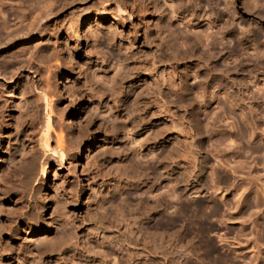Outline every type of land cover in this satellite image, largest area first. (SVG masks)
Returning a JSON list of instances; mask_svg holds the SVG:
<instances>
[{"label": "rangeland", "instance_id": "obj_1", "mask_svg": "<svg viewBox=\"0 0 264 264\" xmlns=\"http://www.w3.org/2000/svg\"><path fill=\"white\" fill-rule=\"evenodd\" d=\"M201 2H206L208 8L198 16ZM167 6L178 11V16H169L162 0H0V9L9 23L17 17L25 18L20 26L5 31L7 34L0 28V70L4 71L0 73L23 63L20 83L28 82L31 87L29 95L25 92L20 96L13 90L10 97L3 93L0 97V264L50 262L51 258H42L40 252L68 235L87 258L102 259V252L98 256L93 251L112 241L119 243V254L124 259L137 258V254L145 264L161 263V256L155 258V254L147 253L145 245L151 247L164 241L166 233L178 234L181 224L168 231L146 227L148 215L154 207L170 202V187L178 195L183 194L187 184L198 177L195 166L202 159L230 181H238L239 173L247 177L250 167L253 174L263 175L264 181V163L259 161L264 160L263 151L250 150L253 142L264 146V139L257 134L258 129L250 133L253 129L241 120L247 109L235 101L239 89L253 98H260L264 91V68L258 63L264 62V0H167ZM117 7L123 13L115 21L96 16L103 9L115 14ZM124 11H131L132 17L126 19ZM88 17L98 34L86 24ZM41 23L46 26L42 29V43H37L39 39L31 36ZM23 35L27 39L21 38ZM27 48L36 58L25 63L21 53ZM44 63L51 67V89L58 91L50 123L52 129L62 128L66 134V156L61 163L49 151L55 144L53 131L49 132L47 149L39 139L49 110L36 98L33 81L45 77ZM70 67L68 80L64 81L61 75ZM190 72L196 73L195 79L186 75ZM164 77L171 82L165 92L171 122L158 114L161 111L153 99L157 92L154 89L161 88ZM211 78L217 80L213 95L208 87ZM0 83L5 81L0 79ZM72 90L82 96V105L75 112L73 98L67 96ZM199 100L206 103L202 109ZM87 105L92 110L87 111ZM206 120H210V126L208 123L205 127ZM68 121H72L69 126ZM196 123L207 130L197 131L201 126ZM154 146L156 153H151L148 147ZM238 160L244 169L236 167ZM185 168L194 174L192 178L188 175L187 180L183 179ZM210 192L214 195L215 191ZM251 193L249 202L253 200ZM215 196L223 218L219 216L220 221L211 223L214 230L206 236V242H200L204 244L202 249L218 257L220 264H227L228 259L234 264H263L264 242L257 240L260 234L256 231L264 228L263 204L260 211L253 208L251 216L247 211L237 222L236 215L231 214L232 194L226 195L227 205H222L216 192ZM203 197L201 193L185 203L180 201L186 219L189 216L191 221H197L193 202ZM243 223L246 227H241ZM194 224L187 235L191 238L186 236L191 241L200 239ZM253 241L257 247H253ZM57 250L51 252L54 258L59 257ZM118 258L113 264H122Z\"/></svg>", "mask_w": 264, "mask_h": 264}, {"label": "bare ground", "instance_id": "obj_2", "mask_svg": "<svg viewBox=\"0 0 264 264\" xmlns=\"http://www.w3.org/2000/svg\"><path fill=\"white\" fill-rule=\"evenodd\" d=\"M141 3V2H140ZM137 4V3H136ZM162 5H164L165 7H170V6H167V0H162ZM168 5H169V2H168ZM118 8V7H117ZM208 8V4L206 2H201L199 3L198 7H197V11H198V16H201L203 14H205V9ZM121 8H118L117 9V12L114 14H111V12H107L106 9H103L101 11V13H98L96 16L99 18V19H104V18H112L114 21L117 19V16L120 17V15L123 13L121 12ZM146 11V10H145ZM168 14H171L169 16L171 17H175V16H178V11H174L173 9L171 8H168L167 10ZM126 14H127V17L126 19H130L132 17V12H126L124 11ZM6 15V14H5ZM5 15L2 13L1 9H0V28L3 32L5 31H10L12 30L13 28L17 27V26H20L21 24L24 23L25 21V18H16L14 20H12L10 23L6 20V17ZM21 17V16H20ZM30 17V16H29ZM96 17V18H97ZM169 17V18H171ZM33 18V17H31ZM95 18V19H96ZM96 21V20H95ZM91 23V20L90 18L88 17L87 18V21H86V24L89 26L90 25V28L93 27V25L90 24ZM75 27L77 28L76 29V32L79 31V26H80V21H77V23H75ZM26 25V24H25ZM46 26L45 24L41 23L38 25V27H36L37 30H35V34H33L31 36L32 39H39L37 43H42L41 41L43 40L41 38L42 36V29L43 27ZM87 26V28H88ZM28 27V26H27ZM166 27H167V24H166ZM31 28V27H30ZM45 28V27H44ZM92 30V32H95V33H99V30L97 29H90ZM168 30L170 31V29L168 28ZM1 31V32H2ZM30 32V31H29ZM44 32V31H43ZM4 34H7V32H5ZM9 34V33H8ZM28 34V33H27ZM13 35V34H12ZM171 36V35H170ZM20 38V37H19ZM21 38H24V39H27V36L23 35ZM30 38V37H29ZM228 39V38H227ZM31 40V39H30ZM45 40V39H44ZM230 40V39H229ZM248 40V39H247ZM250 41V40H249ZM229 43L231 41H228ZM36 43V44H37ZM44 43V42H43ZM199 43H201V41L199 40ZM261 43V42H260ZM35 44V45H36ZM203 44V43H202ZM201 44V45H202ZM263 44V43H262ZM34 45V43H33ZM206 46V45H204ZM27 47V46H26ZM30 47V46H29ZM28 47V48H29ZM25 49L23 51V53H21L22 57L25 58L23 59L26 60V62H29L31 61V59H35V58L32 56L34 55L31 54L32 51H30V49ZM204 48H207L204 47ZM33 49V48H32ZM208 49V48H207ZM210 50V49H209ZM206 51V50H204ZM39 52V51H38ZM206 52H209L208 50ZM211 52H209L210 54ZM24 54V55H23ZM44 54V53H43ZM206 54V53H204ZM39 54H37L38 56ZM42 56V54H40ZM39 55V56H40ZM48 55V54H47ZM46 55V57H47ZM50 55V53H49ZM207 56V55H206ZM209 56V55H208ZM44 57V55H43ZM45 57V58H46ZM205 57V56H204ZM39 58V57H38ZM42 58V57H41ZM49 58V63L51 62L50 61V56H48ZM40 59V58H39ZM53 59V58H52ZM55 59V58H54ZM53 59V61H54ZM258 59V58H256ZM255 60V59H253ZM39 61V60H38ZM42 59H40V63H41ZM35 62V60H34ZM38 62V63H39ZM43 62V61H42ZM47 63V58H46V61ZM112 62V61H111ZM258 62V61H257ZM256 62V63H257ZM39 63V64H40ZM260 67L261 68H264V62L262 60H260ZM13 64V63H12ZM11 64V65H12ZM23 63H21V66L20 65H16V67L14 66H10L11 68H7V66H5L9 71L6 72V73H0V79H2V81H5V83H0V97H1V93L3 94H6V96H11L12 95V91L14 90L15 91H18L20 93V96H21V93H24L25 92H28V95H29V92L31 93L30 91V86L28 85V82L27 83H20V72L19 70L22 68V65ZM45 64V63H44ZM48 64V63H47ZM45 64V67L43 69L46 68V75L45 77L42 78V76H39V79L33 81V89L34 91L37 92V94H35L36 98L38 100H42L43 101V105L45 103V106L46 108L49 110V114L47 115L48 118L46 120V122L44 121V125L42 124V128H41V133L39 134V139H40V142H41V145L47 149L48 147V141L50 139L49 137V132L50 131H53V134H54V146L52 148L49 147V151L51 152V154L53 155H56L59 159V162L61 163L62 160L64 159V157L66 156L65 155V142L66 139H65V131H63L62 128H59L58 131H55L54 129H52V126H51V123H50V115L51 113L54 111L55 112V106H57L56 104V98L58 96V91L56 90H53L51 89V83H50V75L49 73L51 72L50 71V65H47ZM156 64V63H155ZM40 65H43V63H41ZM38 65V67L40 66ZM70 65V64H69ZM2 66V65H1ZM44 66V65H43ZM4 67V66H3ZM4 67V68H5ZM25 67V66H24ZM41 67V66H40ZM210 67V66H209ZM218 67V66H217ZM5 68V69H6ZM0 69H3L2 67ZM4 69V70H5ZM6 69V70H7ZM40 69V68H39ZM73 69V68H72ZM1 71V70H0ZM70 71H71V67L69 69H66L65 71H63L62 75H61V78L64 77V81H67L68 79L66 78L67 75L70 74ZM212 71V70H211ZM264 71V70H263ZM1 72H4L3 70ZM219 73V72H218ZM53 74V73H52ZM22 75V74H21ZM26 75V74H25ZM93 75V74H92ZM91 75V76H92ZM175 75V74H174ZM186 75H190V79H195V76H196V73L195 72H190L189 74H186ZM23 77V76H22ZM219 77V76H218ZM24 78V77H23ZM26 78V77H25ZM93 78V77H92ZM22 79V78H21ZM29 79V78H28ZM27 79V80H28ZM34 79V78H33ZM160 79V78H159ZM165 79V80H164ZM164 81L162 82V85H161V88H159V90H157L158 88L154 89L155 92L154 95H155V98L154 101H155V104L161 111L158 112V114H162L164 115V120L165 122L169 121L168 120V117L171 115L168 114V112L170 111L168 108L169 106L167 107V103H168V100L165 96V92H168V90L170 89V85H171V82L169 83L168 79L164 77ZM218 79V78H217ZM31 80V79H30ZM63 80V79H62ZM171 80V79H170ZM24 81V80H23ZM22 81V82H23ZM26 81V80H25ZM217 80L211 78L209 80V91H210V94L212 93L213 95V90H214V85H215V82ZM31 82V81H29ZM57 82V80H56ZM61 82H59L60 84ZM63 83V82H62ZM10 86H9V85ZM27 84V85H25ZM57 84V83H56ZM176 84V83H175ZM32 85V83H31ZM156 85V84H155ZM154 86V85H153ZM173 86V85H172ZM157 87V86H156ZM180 87V86H179ZM186 87V86H185ZM178 88V87H177ZM76 89V88H75ZM141 89V88H140ZM145 89V88H144ZM147 89V87H146ZM174 89V88H172ZM181 89V87L179 88ZM150 90L149 88L147 89V91ZM181 92V91H180ZM22 94V95H24ZM27 94V93H26ZM182 94V93H181ZM16 95V94H15ZM144 95V94H143ZM167 95V94H166ZM246 95V96H245ZM14 96V95H13ZM70 99L73 98V100H71V103H75L74 105H72V109L74 110V112L77 109V106L78 105H82L80 104V102L82 101V96H79L77 95V92L76 90H72L69 95H67ZM135 96V95H134ZM140 96V94L138 95ZM142 96V95H141ZM153 96V95H152ZM211 96V95H210ZM245 96V97H244ZM29 97V96H28ZM33 97V96H32ZM144 97V96H143ZM162 99H160V98ZM169 97V96H168ZM212 97V96H211ZM236 99L235 101L237 102V104H239V106L241 104H243L245 106V108L247 109V112L246 114L241 115V120L242 122L244 123V125L246 124L247 127H250V130L253 129V130H249L250 133L251 132H257L259 131V134L260 137H262L261 139H264V112H263V108H264V91L262 93V95L260 96V98H253L252 94H249V92H247L246 90L244 89H239V94L237 96H235ZM61 98V97H60ZM110 98V97H109ZM136 98H137V95H136ZM151 98V97H150ZM149 98V99H150ZM158 98L160 99V101L158 100ZM115 99V98H114ZM174 99V98H173ZM256 99V100H255ZM132 100V99H131ZM130 100V101H131ZM115 101V100H114ZM147 101V100H146ZM153 101V100H152ZM174 101V100H173ZM235 102V103H236ZM69 103V102H68ZM70 103V104H71ZM72 103V104H73ZM82 103V102H81ZM177 103V102H176ZM67 104V103H66ZM142 104V103H141ZM92 105V104H91ZM91 105H87L86 108H87V111L88 110H92V106ZM132 105V104H131ZM139 105V104H138ZM206 103L202 101H198V106H199V109L205 107ZM95 106V105H93ZM106 106L107 103H106ZM146 107V106H145ZM96 108V107H95ZM244 108V107H243ZM46 109V110H47ZM138 110V109H137ZM158 110V109H156ZM156 110H155V113H156ZM58 111V109L56 110ZM143 111V110H142ZM60 112V110H59ZM243 112V111H242ZM145 113V112H144ZM154 113V114H155ZM151 115V114H150ZM156 115V114H155ZM160 116V115H159ZM171 117V116H170ZM148 118V117H147ZM149 120V119H148ZM147 120V121H148ZM170 120H172L170 118ZM173 121V120H172ZM171 122V121H169ZM168 122V124H170ZM174 122V121H173ZM198 122V121H196ZM210 122V120H209ZM207 120L205 121V127H207L208 123ZM72 123V121H68L67 124L68 126ZM167 124V123H166ZM172 124V123H171ZM198 123H196V126L200 127L197 131H203L205 129V127L203 126V124L201 125L200 123V126L199 124L197 125ZM174 126H177L176 123L174 124ZM211 124L209 123V126ZM41 126V125H40ZM203 126V127H202ZM163 127V126H162ZM160 127V128H162ZM246 127V126H245ZM246 127V128H247ZM245 128V131L250 134ZM158 129V128H157ZM249 129V128H248ZM258 129V130H257ZM81 130V129H80ZM146 130H149V128H146ZM159 130V129H158ZM167 130V129H166ZM207 130V128L205 129ZM257 130V131H256ZM156 131V129H155ZM83 132V131H82ZM207 133V131H205ZM154 133V132H153ZM204 133V132H203ZM201 132V134H203ZM246 133V134H247ZM246 135L247 137L249 135ZM254 134V133H253ZM158 135V134H157ZM252 137V135H250ZM251 137H249L251 139ZM155 138V137H154ZM248 138V139H249ZM254 138V137H252ZM68 140V139H67ZM253 140V139H252ZM87 141L88 142H91L90 141V138H87ZM230 142L231 139L229 140ZM250 141V140H249ZM254 141V140H253ZM251 141V142H253ZM187 143V142H186ZM255 143L253 148L252 145H251V149L252 152L254 151L255 153L256 152H262L263 151V154H264V146H261L259 144H257L256 142H253ZM22 144V143H21ZM187 145V144H186ZM152 146V145H151ZM172 146V145H171ZM178 147V146H177ZM201 147V146H200ZM42 148V147H41ZM147 148V147H146ZM160 148V147H158ZM180 148V147H179ZM192 148V147H191ZM156 149L157 147H148V150L151 152V153H156ZM173 149V148H172ZM238 149L237 152H240L239 150H241V148L239 149L238 147L236 148ZM68 150V149H67ZM178 151V149H176ZM191 150V149H190ZM185 151V150H184ZM179 152V151H178ZM178 152L175 151L176 154H178ZM236 152V153H237ZM158 153V151H157ZM167 153V152H166ZM180 153V152H179ZM186 153V152H184ZM182 154V155H185V154ZM188 154L190 152H187ZM105 154V152H104ZM98 155V154H97ZM153 156L155 154H152ZM151 155V157H152ZM180 155V154H179ZM234 155V154H233ZM237 155V154H236ZM234 155V156H236ZM170 156V155H169ZM187 156V154H186ZM184 157V156H183ZM97 158V157H96ZM172 159V158H171ZM236 159H239L238 157ZM159 160V159H157ZM156 160V161H157ZM190 161V160H189ZM188 161V162H189ZM239 161V160H238ZM237 162V168L241 169L243 168L242 165L244 164H241V162L239 161V163ZM259 161H263L264 163V160L260 159ZM192 162V161H191ZM189 162V163H191ZM60 163L59 165L56 167V170H60ZM193 163V162H192ZM196 163V162H195ZM220 162H217V165H219ZM260 163V162H259ZM261 163V164H263ZM239 164V166H238ZM191 165H194V164H191ZM213 165V164H212ZM212 165H208V161L207 159H202V162L199 164V166H195L197 168V173L199 174L198 177L195 179V180H192L193 182L189 184H187V182L185 181V183L187 184V187H185L184 189V192L183 194H180L178 195L179 193H176L174 191V189L171 187L169 188L171 191V193L169 194V196H171V199H170V202L162 205H158L156 207L153 208V212L151 211V209L149 210L148 207L146 206V208L151 211V214L148 215L149 216V219H147L148 222H146V227H155V228H164V230H169L172 226L180 223L181 225V228L182 230H180L178 232V234L176 235H173V233H166V239L164 241H160L158 243H155L154 245H152L151 247H146L145 245V248H147L146 252L147 253H152L155 254V258H158L160 257L162 259V262L160 263L159 261H156V264H220L218 262V257L212 256L211 253L206 252V249H202L201 246H203V242L201 245L200 242L201 241H204L206 242V236L208 234H210L211 232H213L214 228H213V224H211L213 221H220L218 219V217H222V213H220V210L217 206V204H215V199L214 197L215 196V192L217 193V195L220 197V199L222 200V205L223 204H226L227 205V202H226V195L228 194H232V206H233V211L231 212V214L233 215H236L235 218L237 219V222H239V218L243 215V213H246L248 211L249 215H250V212L253 208H256L260 211V207L261 205L264 206V181L262 180V177L263 175L259 176L257 174H253V168H248L247 170V173L248 176L247 177H240L241 176V173H237L238 176H239V180L236 181V180H233V181H230L229 178L227 177H222L220 175V173H218V171L216 170V167L212 166ZM166 166V165H165ZM264 166V164H263ZM234 167V166H233ZM246 167V166H245ZM153 168V167H152ZM167 168V167H166ZM189 168V167H188ZM194 168V167H193ZM235 168V167H234ZM232 169V172L234 174H236V172H238L236 169ZM264 168V167H263ZM180 169V168H179ZM195 169V168H194ZM244 169V168H243ZM45 170H46V166L43 164L42 165V172L41 174L44 175L45 173ZM183 170V169H182ZM190 169H187L186 171V168H185V171H186V176L185 175H182V177H185L183 178L184 180L186 179L187 180V176L188 175H191V171L190 173L188 172ZM192 170V169H191ZM242 170V169H241ZM140 171V170H139ZM142 171V169H141ZM144 171V170H143ZM185 171H183L182 173L185 174ZM150 172V171H149ZM188 172V173H187ZM193 172V171H192ZM170 173V171H169ZM181 174V173H180ZM180 174H178L180 176ZM193 174V173H192ZM165 175V174H164ZM193 175L190 176V178H192ZM243 176V175H242ZM180 176V178H182ZM145 178V177H144ZM179 179V178H178ZM189 179V177H188ZM258 182V186L256 187V183ZM255 184V185H254ZM252 185L255 186V188L253 187L252 188ZM215 191L214 192V195L211 193L209 194L208 192L209 191ZM141 191V190H140ZM251 191H253L254 193H251ZM138 191H136V195ZM201 193L204 194V197L199 199V200H196L195 202L193 203H196V207L192 208V210H195V218L197 219V221H191L190 218L187 217V219L185 218L186 216L183 215V209H182V206L179 205L180 201H183L184 203L187 202V201H190L192 200V196L193 195H201ZM251 193V196L253 197V200L251 202L248 201V196L250 195ZM168 195V194H167ZM139 197V196H137ZM261 199H260V198ZM250 199V198H249ZM139 203V202H138ZM189 203V202H188ZM262 203V204H261ZM261 204V205H260ZM191 205V203H190ZM193 205V204H192ZM189 206V205H188ZM144 207V206H143ZM190 207V206H189ZM193 207V206H192ZM145 208V207H144ZM191 208V207H190ZM263 209V208H262ZM191 210V209H190ZM229 210V209H228ZM230 210H232L230 208ZM254 210V209H253ZM257 211V210H256ZM148 212V211H147ZM192 212V211H191ZM188 214V213H187ZM194 214V212H193ZM143 215V214H142ZM141 215V216H142ZM146 215V214H145ZM251 216V215H250ZM261 216V215H260ZM263 216V215H262ZM261 216V217H262ZM219 217V218H220ZM223 218V217H222ZM146 219V218H145ZM144 219V220H145ZM221 219V218H220ZM224 220V219H223ZM222 222H226V221H223ZM244 221V220H242ZM249 221V224L252 223L251 219L250 220H247V222ZM195 224L192 226L193 227V230L196 231V234L199 235V240H189V239H186L187 237H190V236H187L188 234L190 235V233L188 232L189 231V226L192 224ZM197 222V223H196ZM241 222V221H240ZM244 224V223H243ZM241 225V227H246L245 225L247 224H244V225ZM252 226V225H251ZM144 227V226H143ZM142 227V228H143ZM251 229V228H250ZM256 229V228H255ZM251 231V230H250ZM257 233L260 234V237L257 238V240L260 238L263 240L262 243L264 242V228L263 229H256ZM195 234V235H196ZM69 236V235H68ZM63 237L59 242L57 243H52L50 244V246H47L45 248L44 251H41L40 252V255L42 258L44 257H50L51 258V261L50 262H46L45 264H113L116 260L117 257H119L118 259H121V263L122 264H145L141 258H139V255L136 254V257L137 258H134L133 256H128V257H125V259L120 256L119 254V249H120V245L119 243H113L112 241H109L108 244L106 246H101V247H98V250L96 249V251H91L94 255H98L99 252L100 254L102 255V253L104 254L103 255V258H99V257H92V258H87L86 256L84 255H81L79 253V248L78 247V244L77 242H74V241H71V238L70 236L68 237ZM187 236V237H186ZM73 237V236H72ZM222 237V236H221ZM144 238V237H143ZM191 238V237H190ZM138 239V238H137ZM194 239V238H193ZM224 239L223 237L221 238V240ZM245 239V238H244ZM255 239V238H254ZM79 240V239H78ZM140 240V239H139ZM157 241V239H155ZM225 240V239H224ZM80 241V240H79ZM144 241V239H143ZM159 241V239H158ZM244 241L248 242L250 240H247L245 239ZM103 242V241H102ZM145 242V241H144ZM143 242V244H145ZM147 242V241H146ZM255 242V241H253ZM151 243V242H150ZM238 243V242H237ZM259 243V242H258ZM257 243V244H258ZM36 244V243H35ZM38 244V243H37ZM36 244V245H37ZM100 244V243H99ZM98 244V245H99ZM137 244V243H136ZM83 245V244H82ZM122 245V244H121ZM149 245V243H148ZM151 245V244H150ZM250 245V244H249ZM264 245V244H263ZM61 246H66L64 249H60ZM91 246V245H90ZM210 246V245H209ZM253 246V245H252ZM257 247L256 245V242L254 244L253 247ZM261 246V244H260ZM260 246L258 245V249H260ZM39 249V245L37 246ZM208 247V246H206ZM251 247V246H250ZM264 247V246H263ZM252 248V247H251ZM59 250L60 252L58 253L57 256H59L58 258H54V256L51 254V252H53L54 250ZM79 249V250H78ZM235 249V248H234ZM250 249V248H249ZM258 249H256L258 251ZM262 249V248H261ZM260 249V253H261V250ZM38 250V249H37ZM55 250V251H56ZM57 250V251H58ZM213 250V249H212ZM215 250V249H214ZM39 251V250H38ZM54 251V252H55ZM81 251V250H80ZM87 251V250H86ZM82 252V251H81ZM83 252H85L83 250ZM102 252V253H101ZM211 252V251H210ZM216 252V251H215ZM250 252V251H249ZM259 252V251H258ZM212 253H214L212 251ZM90 254V253H89ZM251 254V253H250ZM253 255V251H252V254L251 256ZM100 256V255H98ZM154 256V255H153ZM242 256V255H241ZM145 257V256H144ZM250 257V256H249ZM154 258V259H155ZM218 258V259H216ZM253 258V256L251 257ZM258 258V257H256ZM262 257H260L261 259ZM264 258V257H263ZM262 258L263 262H264V259ZM136 259V260H135ZM145 259V258H144ZM146 260V259H145ZM221 260V259H220ZM227 260V259H226ZM225 260V261H226ZM251 260V259H250ZM256 260V259H255ZM150 261V260H149ZM227 264H234L233 261L231 259H228L227 261ZM260 262V261H259ZM147 263V262H146ZM247 262L244 261V263L242 264H245ZM120 264V263H119ZM226 264V263H225ZM256 264V263H255ZM264 264V263H263Z\"/></svg>", "mask_w": 264, "mask_h": 264}]
</instances>
